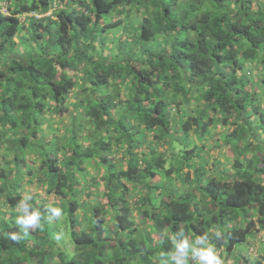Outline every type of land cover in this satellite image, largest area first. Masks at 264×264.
Here are the masks:
<instances>
[{
    "label": "trees",
    "instance_id": "trees-1",
    "mask_svg": "<svg viewBox=\"0 0 264 264\" xmlns=\"http://www.w3.org/2000/svg\"><path fill=\"white\" fill-rule=\"evenodd\" d=\"M25 195L62 216L13 240ZM179 228L264 264V0H0V264H158Z\"/></svg>",
    "mask_w": 264,
    "mask_h": 264
},
{
    "label": "clouds",
    "instance_id": "clouds-1",
    "mask_svg": "<svg viewBox=\"0 0 264 264\" xmlns=\"http://www.w3.org/2000/svg\"><path fill=\"white\" fill-rule=\"evenodd\" d=\"M31 195H25L17 203L15 211L17 213L15 224L21 230V234L12 233L13 240H20L27 237L30 231L38 229L42 222L51 223L52 220H59L62 216L60 207H51L47 217L39 208L31 203ZM63 232L55 234V239L60 240ZM215 237L219 239L221 233L215 232ZM171 248L165 252H161L158 264H189L191 260L193 264H223L222 259L211 242V236L205 232L190 238L183 228H179L175 235L169 237Z\"/></svg>",
    "mask_w": 264,
    "mask_h": 264
},
{
    "label": "rangeland",
    "instance_id": "rangeland-1",
    "mask_svg": "<svg viewBox=\"0 0 264 264\" xmlns=\"http://www.w3.org/2000/svg\"><path fill=\"white\" fill-rule=\"evenodd\" d=\"M220 155V154H219ZM212 156L213 157H215V156H217L218 157V155L217 154H215V153H212ZM220 160H222L221 162H223L224 164H225V161H224V157H221V155L218 157ZM255 247V246H254ZM254 247H252V248H254Z\"/></svg>",
    "mask_w": 264,
    "mask_h": 264
}]
</instances>
